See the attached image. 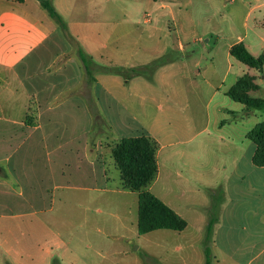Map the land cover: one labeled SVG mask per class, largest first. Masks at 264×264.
<instances>
[{"label": "crops", "instance_id": "0c3cea01", "mask_svg": "<svg viewBox=\"0 0 264 264\" xmlns=\"http://www.w3.org/2000/svg\"><path fill=\"white\" fill-rule=\"evenodd\" d=\"M47 1L64 27L39 0H0V264H57V205L70 206L74 191L135 193L107 186L110 168L119 171L114 147L143 134L159 146L148 191L168 207L160 194L173 184L213 199L211 264H264V167L248 139L259 123L251 129L254 110L227 96L239 78L224 86L208 76L215 54L204 68L193 56L187 64L180 39L162 43V31L138 20L69 21L74 0ZM156 61L148 75L106 71Z\"/></svg>", "mask_w": 264, "mask_h": 264}, {"label": "rangeland", "instance_id": "374dc122", "mask_svg": "<svg viewBox=\"0 0 264 264\" xmlns=\"http://www.w3.org/2000/svg\"><path fill=\"white\" fill-rule=\"evenodd\" d=\"M73 9L69 21L83 19L109 26L138 20L145 30L162 31V43L177 46L180 39L191 55L187 64L194 62L193 56L204 68L215 54V67L208 76L224 78L228 87L246 74L253 75L260 88L250 95L264 99V66L260 73L228 53L231 46L243 43L255 57L264 56V0H74ZM146 15L150 24L143 23ZM251 112L256 114L250 118L252 129L256 122L264 121V109ZM113 167L108 166L111 174L107 187L117 191L121 179ZM160 195L185 220L184 231L158 230L140 235L135 193L110 192L93 199L74 191L71 205L59 203L56 209V228L64 242L59 241L57 264H205L204 250L211 248L205 242V224L213 199L194 190L181 196L176 184ZM60 196L59 191L58 199Z\"/></svg>", "mask_w": 264, "mask_h": 264}, {"label": "trees", "instance_id": "16d2710c", "mask_svg": "<svg viewBox=\"0 0 264 264\" xmlns=\"http://www.w3.org/2000/svg\"><path fill=\"white\" fill-rule=\"evenodd\" d=\"M13 1L23 3L25 0ZM39 1L52 17L58 18L56 11L49 1ZM60 24L64 27L61 21ZM230 55L251 69H255L260 73L263 72L264 56L255 57L243 43L234 45L230 50ZM80 57L90 77V82H93L94 78L91 70L93 62L83 52H80ZM161 64V61H156L143 68H136L130 71L118 68H108L106 71L128 76L148 75ZM256 89L255 78L250 75H244L229 90L227 96L233 101L244 105L248 110H262L264 109V99L253 98L249 95L251 91H255ZM248 139L257 146L253 157L254 165L264 167V121L251 130ZM158 148V143L153 138L147 134H143L137 138H124L113 149V158L121 173L122 188L135 192L138 195V231L140 235H146L158 230L181 232L187 228L185 220L150 191L146 190L158 175L156 160ZM213 224L214 221L207 228L206 243L209 241L212 233ZM205 254V264H211V254L208 248H206Z\"/></svg>", "mask_w": 264, "mask_h": 264}]
</instances>
